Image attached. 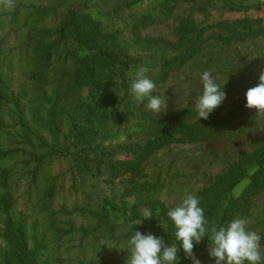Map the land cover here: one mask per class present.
<instances>
[{"label": "trees", "instance_id": "obj_1", "mask_svg": "<svg viewBox=\"0 0 264 264\" xmlns=\"http://www.w3.org/2000/svg\"><path fill=\"white\" fill-rule=\"evenodd\" d=\"M255 1H0V64L6 62L0 65V161L16 154L29 160L28 174L36 186L41 184V192L37 201L26 202L24 211L42 222L45 235L40 241L28 235L26 214L6 186L11 169L1 170L0 264H57L62 246L71 251L75 244L81 252L93 251L80 264H126L133 231L150 232L166 244L176 242L168 209L158 198L160 180H145L144 164L172 144L216 138L250 109L244 96L226 98L207 120H199L194 108L164 118L130 95L135 78L131 72L151 61L145 75L157 84L153 94L159 96L169 76L209 40L264 38L260 18H223L253 9ZM185 5L190 14L176 25L175 41L144 35ZM91 9L98 10L109 28L89 13ZM217 12L221 17L211 22ZM123 130L126 139L120 135ZM56 160L69 161L70 166L43 177ZM262 190L264 143L241 154L195 195L209 225L219 227L245 212ZM145 209L153 211L147 221ZM101 248L108 251L101 253ZM205 249L206 238L195 255ZM179 255L180 264H190L182 251Z\"/></svg>", "mask_w": 264, "mask_h": 264}, {"label": "rangeland", "instance_id": "obj_2", "mask_svg": "<svg viewBox=\"0 0 264 264\" xmlns=\"http://www.w3.org/2000/svg\"><path fill=\"white\" fill-rule=\"evenodd\" d=\"M147 2L144 4V9L148 8ZM253 4L254 8L247 12L226 13L223 18L235 19L247 15L262 19L264 26V0H256ZM89 13L96 20L104 22V25L109 28L108 23L104 21L105 18L99 16L97 9H91ZM189 14L190 10L187 5L180 7L165 24L151 26L143 33L149 37L175 41L174 29L176 25L181 18ZM220 14L221 12L215 13L210 17V21L218 20L221 17ZM150 63L152 62L149 60L144 61L143 64L139 63L138 67L131 72V77L135 76L138 69L149 67ZM5 64L6 62L0 65L4 66ZM206 70L212 73L213 78L222 89L224 87L226 98L244 97L247 90L253 87L260 73L264 71V38L251 37L243 41L229 43L209 40L202 51L185 66L173 72L159 90V96L167 102V108L161 114L164 118H174L183 110L194 108L195 97L202 91L200 77ZM31 93L33 94V92ZM28 109L26 107L23 113L26 118ZM119 128L120 126H117V129ZM126 133L123 130L120 135L125 137ZM2 142L0 138V147ZM261 143H264V116H256V110L252 109L236 118L226 132L210 141L196 144H172L155 152L144 164V179L152 183L160 180L162 187L158 192V198L169 210L178 206L187 195H195L207 187L241 154L253 151ZM28 161L22 154H16L10 158V161H0V171L6 168L11 169L6 186L11 194H14V201L18 204L19 211L26 214L28 235L33 240L39 239L40 241L45 237L42 234V222L38 221V218H35L30 212L24 211L26 202L28 200L37 201L41 192V184L38 183L36 186L32 176L28 174ZM69 166V161L56 160L51 168H47L46 172H43L42 176L57 175ZM43 179L40 178V180ZM67 181L69 183V180ZM67 186L66 189L69 190L67 193H70L72 181ZM243 188H240L237 194H240ZM2 189L0 179V190L3 191ZM60 203L58 201L57 205ZM29 208L31 210V207ZM238 217L246 220L248 230L256 231L262 235L264 231V190L250 202L249 208ZM41 221L43 220L41 219ZM74 247L76 249L69 251L67 246L63 245L60 256L56 259L57 264H80L85 262V258L90 259L93 255L91 249L81 252L77 244ZM98 250L101 253L108 251L106 248ZM87 254L88 256H86ZM261 254L264 257L263 244ZM105 257H109V255L107 254ZM198 258L202 264H215L214 259L209 258L207 249L202 251Z\"/></svg>", "mask_w": 264, "mask_h": 264}, {"label": "clouds", "instance_id": "obj_3", "mask_svg": "<svg viewBox=\"0 0 264 264\" xmlns=\"http://www.w3.org/2000/svg\"><path fill=\"white\" fill-rule=\"evenodd\" d=\"M146 69H138L131 82L130 95L145 108L155 114H162L167 102L154 95L157 84L145 75ZM202 91L195 97L194 109L199 120H207L226 100V92L213 78L210 71L201 74ZM246 108L256 110V116H264V71L258 83L245 94ZM158 214V213H157ZM153 211L145 209V221L152 218ZM175 232V243L166 244L162 237L152 233L133 231L128 240L126 264H180V252L190 264H202L195 255V248L207 239V250L215 264H264L261 241L258 232L248 230L246 220L235 217L226 225H209L200 198L187 195L176 207L167 211ZM141 224V223H140Z\"/></svg>", "mask_w": 264, "mask_h": 264}]
</instances>
